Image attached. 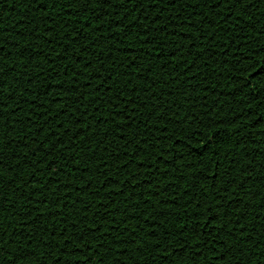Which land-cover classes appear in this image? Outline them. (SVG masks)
I'll return each instance as SVG.
<instances>
[{
  "label": "snow or ice",
  "instance_id": "1",
  "mask_svg": "<svg viewBox=\"0 0 264 264\" xmlns=\"http://www.w3.org/2000/svg\"><path fill=\"white\" fill-rule=\"evenodd\" d=\"M22 2L31 6L34 11L43 13L41 19L44 21V25L43 31H40L39 28L29 30L31 41L26 43L23 48H21L19 40L9 45V47L17 50L15 59L11 64L9 63V57H12L13 53L6 47V41L3 36H0V49L4 50L0 52V264H49V261H51V264H61L62 261L63 264H93L94 259L95 264H106L111 256H115L113 264H128L127 261L120 260L121 255H127L126 248L117 245V249L114 251L113 244L116 241H119L123 245H136L135 251L140 255L141 259L132 260L131 264H156L154 254L161 250H163L164 254H172L169 253L168 248L169 238L172 236L181 237L184 231H188V228L182 224L181 232H169L167 236L162 235L159 239H153L150 246L147 245V242L137 245L138 237L136 236L135 228L131 229L130 235L125 238L124 233L129 232V220L137 219V217L128 216L125 209V215L121 216L120 219V224L124 226L123 229H121L120 224H117L115 219H108L109 216L119 212V209H113L116 201L112 197L115 194L123 195L124 189L120 187L113 189L110 187L111 184L117 181L115 177L109 176L111 169L109 168L108 161L103 158H101V163L97 165V171L104 177V180L101 181V186L94 191V194L98 197V206L93 213V220L87 224L85 223L88 219L87 213L91 204H84V201L78 198L76 201H73V204L83 205L79 209V213H83V215L80 216L78 221H72L70 224V218L64 215V207L67 206L69 189L79 191L80 189L87 190L92 188L91 181L87 185L82 184L78 187H73L72 185L74 179L83 180L84 178V169L78 167L80 150L77 148L76 142L79 141L81 145H90L91 139L100 136V139L97 141V147L90 150L92 153H96L100 149V146L103 145V150L107 151L112 143L110 141L107 145L104 144L108 139V129L104 130L103 135H101L99 130L93 132L92 126L86 120H81L80 117H77L73 124L65 127V122L61 121L60 117L62 115L69 116L68 109L71 107V104H65L63 97L59 96L58 93L51 96L52 102L61 105L56 112H53L51 107H45L44 101L40 100L37 102L38 97L35 89L31 91V100L26 97L29 95L32 85L36 84V81L40 80L41 77H44L49 83L45 84L48 92H41L40 95L46 96L52 92V85L50 83L52 79L51 73L55 72L56 68L59 67L52 53H56L57 47L61 48L64 53L63 56L60 53H56V57H59L62 61L72 60L73 64L82 63L81 67L72 68L70 73L67 71L69 65L65 64L63 66L65 69L64 74L70 77L71 83L67 85L66 89H60V91H63L65 95L74 90L79 92L80 88H92L93 80L99 81L96 87L92 89L97 95L92 97L91 103L95 104V111L97 113L100 112L101 107L106 108L107 105L112 106V111L108 113L107 117L93 116L92 119L100 121L101 124H108L110 117L112 125L119 129V139L123 140L125 145L124 152L118 154L116 159L111 162L112 168H115L117 174L127 171V183L129 185L132 184V181L142 184L143 181L139 180L138 176L131 171L132 161L127 155V145L131 143L136 144V148L133 151L137 156L143 152L144 146L150 148L156 147L157 141L155 140L149 145L150 136L148 133L151 131L152 117H156L158 121L164 122L162 129L163 132H167L168 123L172 122L169 117L172 105L166 102L165 97L171 93H164L160 97H156L153 91L156 84L159 83L161 88L164 85V81L159 78L152 83L145 81L138 89L136 85L132 84L131 77L134 73L126 68L122 75L129 77L126 83L131 85V90L126 95V98L121 99V92L117 91L103 105L96 103L99 99L100 90L105 88L108 85V81L113 80L114 77V74L109 72L106 77L101 78L98 74L99 68L96 69L95 73L91 70L93 64H99L100 68L104 67L102 43H108L109 40L120 43L112 34V27L114 26L122 31L127 29L128 32L131 31V27L139 29V38L157 46L155 56L162 61V68H167L170 65V58L179 56L180 59L177 61L178 66L177 64L171 65L172 71H165L164 75L172 78L171 83L173 85L177 83L180 77H184L183 83L191 86L192 80L198 79L200 75V73L192 72V69L196 67L197 60L211 59L214 55H218L220 51L226 53L229 50L226 45L229 43L235 45L237 40L242 41L239 47H244V44L247 43V38L246 36L239 35V33L245 32L242 16L251 18V9L261 12L258 5L264 4V0H22ZM76 5L79 7H74ZM57 8L60 11L55 16L50 17V9L55 10ZM97 8L101 9V11L97 12ZM106 8L112 9V12L115 13L109 21L107 29L101 26L104 15H111L103 11ZM205 10H208L210 14L206 15ZM185 12L186 14H184ZM82 13H88L96 21L94 25L92 23L87 24V27L90 29L88 35L83 34L84 25L80 23ZM152 13H156L155 16H152ZM165 13L170 14L165 16ZM133 14L137 15V20L129 21V24L125 25L123 22ZM29 15H31V11H29ZM161 17H164L165 22H161ZM145 21L148 22L147 26H145ZM257 22L259 21L255 20L249 26L254 27ZM75 25H79V28ZM224 25H227V29ZM169 28H171V32H169ZM3 31V29H0V32ZM153 32H155V35H152ZM193 33L196 34L195 38H193ZM221 33L225 36L235 33V39L226 40L221 43L217 41V36ZM260 34L264 35V32ZM174 36L179 37V41H187L188 47L184 48L177 41L169 50L170 57L163 55L164 44L169 42ZM93 40L96 41L93 44V48H101L99 54L95 52L92 54L96 59L89 57V59L82 62L72 59L75 54L73 48L77 52L82 49L83 52L87 53L88 44L84 42H92ZM41 41H43V44L40 43ZM157 41L161 43L157 45ZM212 42L217 44L216 52L212 50ZM205 43H208L209 47L206 48ZM44 45L49 46L47 53L44 51ZM141 47H143V44ZM261 51H264V47L258 49L256 55H260ZM185 55L191 57V61L185 60ZM37 57H41L48 67L41 69V63L37 61ZM107 59L113 60V64L116 62L112 56H108ZM137 59H141V57H134L129 61L130 68H140V65L136 63ZM247 60L250 63L243 64V71L253 79L264 77V64H261L259 60H252L251 54L247 56ZM224 62L227 63L226 60ZM236 62L242 63V60L236 58ZM111 67L112 65H109V68ZM144 71L151 72V67H147ZM85 72H87V76H85ZM173 72H176V76L172 75ZM190 72H192L191 76L188 75ZM135 75L140 77L139 72H135ZM80 77H85L82 82ZM140 78L142 79V77ZM10 82H14L15 87H11ZM63 83V81L57 82L58 85H63ZM116 83L118 85L119 81L117 80ZM39 87L40 85L36 84V88ZM6 88L10 89L7 93L5 92ZM107 91L112 92V87L108 86ZM193 91H195L194 87ZM141 92L144 93L142 97L140 95ZM87 94V92L80 93L79 98L74 101L77 104V110L80 107L85 108V111L82 113V116L85 118L90 115L87 111L89 106L80 105L79 100L83 99V96ZM10 97L11 99H9ZM156 99H159L161 103L157 104L155 102ZM149 101H152L151 107L148 105ZM25 103L29 105L30 109L35 107L36 113L39 114L40 127L37 129L36 125L32 123L31 116L25 114L27 123L24 124V136L21 137L23 143H18L11 133L16 131L15 124L24 123L25 118H17L16 113L17 111L24 112L23 104ZM9 104H14L15 107L9 109ZM121 104L124 105L123 108ZM165 107H167L168 111H161ZM144 108L148 109L146 115L141 111ZM138 112L142 119L138 120L136 118ZM204 115H207V111L204 112ZM7 116L13 117L15 123H8L5 119ZM257 119L264 120V117H258ZM180 122H187V114L185 117L180 118ZM53 124L57 126L54 129L51 128ZM78 124L82 125L83 128L76 127ZM134 124L137 125L136 132L132 139H129L127 129L132 128ZM140 127H143L145 131L141 132ZM46 128L51 130L46 132ZM73 128H75V131H73ZM85 130L87 131V136L85 135ZM156 130L160 131L161 128L157 127ZM37 131L43 134L42 138L37 139ZM219 131L220 129L217 127L216 132L218 133ZM234 134L238 135V133H235V130ZM202 135L198 130L193 131L186 138L178 137L177 140H173V144L178 148L187 147V154L192 156V144L181 145L179 140L186 139L191 141L193 137ZM165 139H172V137L167 136ZM28 140H31L36 147L31 148L27 143ZM211 142L212 137L210 135L203 143H200L199 140H196L195 143L200 149L213 151L211 149ZM45 146H47L46 150ZM15 148H27L28 152L21 159ZM39 153H43V155H40L35 160L31 159L37 157ZM109 155H112V153H109ZM199 155L202 156L203 153L201 152ZM89 158L96 159L95 155ZM195 158L193 157V159ZM224 158L226 159L227 157ZM158 159L162 160L163 156L161 155ZM10 161L13 163H10ZM153 163L155 162L153 161ZM221 163V160H212L213 169L210 170L211 175L217 177L218 180L222 179ZM21 165L32 167V172L27 173V178L21 175V173L26 172V168ZM250 165L251 162L249 165L244 166L241 170L242 174L255 170ZM143 166L144 161H141L139 167ZM238 166V160L230 161L229 167L231 171H235ZM85 169H87V165H85ZM38 172L42 173V180L36 179ZM77 172L81 173L78 177L75 175ZM224 175H230V171L224 170ZM61 176L66 177L63 184L61 183ZM246 179L247 176H245ZM245 180H241V186ZM235 183V178H232L229 183L222 185L216 193H213L212 203L208 207H205L207 200H203V198V202L196 201L194 196L189 198L191 202L198 204V207L203 209L207 214V219L202 223L197 221L191 225L193 239L201 235L202 229H210L203 231L204 239L196 240V251L192 253L193 257H197L198 254L199 256H204L206 251L212 253L211 257H205V264H210V262L211 264H221V262L223 264H264V248L261 247V244H264V240L254 243V248L260 250L259 255H256L252 248H247L246 251L247 245L253 244L254 241V235L253 232L249 231V225L241 223V219H247V211L241 212V215L237 217L234 223L231 220L223 222L220 214L213 212V208H224V204L217 203L218 200L222 199L226 203H230L228 196H220L219 193L229 192V187L235 185ZM29 185H32V187L30 188ZM212 187L214 185H209V188ZM58 189L63 195H55ZM105 191L107 195L100 197V193ZM44 192L51 193L54 196L51 204H49L48 199L43 195ZM229 195L235 196V188L229 192ZM244 195H251L254 198L255 196H259L260 192L246 191ZM9 197H15V199L10 200ZM132 199L136 198L133 196ZM18 202L19 207L17 206ZM188 202H185V206ZM124 203L127 206V198H125ZM241 203H245V201L241 199L234 207L239 208ZM42 205L47 207L48 213L41 212ZM232 214V212L226 209L223 216L228 217ZM157 215L160 216L161 220L164 219L163 210L157 213ZM10 216L17 217L16 223L19 224V228H15L12 231H9V229L13 228L11 221L7 224L5 223ZM55 217H59L60 220H54ZM143 219L148 220V216L145 215ZM253 219L260 220V216L257 214ZM47 221H53L57 224L63 223V228H53L50 233V237L54 238L56 231L59 230L62 233L60 243L55 242L54 239H49L47 243L43 239L37 242L32 236L24 234V229L43 225ZM157 227H159V223L153 217L152 222L148 225V230L145 231L141 226L140 231L144 232L145 236L155 237ZM261 227L264 228V222L261 223ZM35 231L39 233L47 231V228L36 227ZM14 233L16 234L14 235ZM213 233H216V235H213ZM255 235L258 236L259 233H255ZM225 237L231 240L232 243H226ZM72 240L76 242L77 249L84 250L81 254L82 260L80 258L74 261L64 260V256H76V249L71 248ZM218 243L220 248L223 249L222 252L216 251ZM11 246L21 247V251L13 254ZM181 246L185 251L188 250L187 238L181 241ZM37 248L46 249L48 256L45 259L37 258L29 260V257L37 256ZM60 249H63L62 255L53 257V253L60 251ZM233 253L236 254L237 258L234 259V262H229L228 258ZM41 256H43V252H41ZM246 256L252 258L246 259ZM161 259H164L163 255ZM194 264H199L198 258L194 261Z\"/></svg>",
  "mask_w": 264,
  "mask_h": 264
},
{
  "label": "trees",
  "instance_id": "2",
  "mask_svg": "<svg viewBox=\"0 0 264 264\" xmlns=\"http://www.w3.org/2000/svg\"><path fill=\"white\" fill-rule=\"evenodd\" d=\"M74 7H79L78 5ZM261 9V12H257L255 9H251V18L248 16H242L243 26L245 32L239 33L240 36H246L247 43L244 44V47L241 48L239 45L242 43L241 40H237L235 45L227 44L226 47L229 49L226 53L220 51L218 55H214L211 59L205 58L204 60H197L196 67L192 69V72L200 73L198 79H193L191 86L185 85L183 83L184 77H180L175 85L171 83V77L165 76V71H172L171 65L177 64L180 57L170 58V65L167 68H162V61L155 56L157 50L156 45L149 44L147 41H143L139 38L138 33L139 29L136 27H131V31L128 32L127 29L121 30L116 27H112V34L116 37V43L109 40L108 43H102L101 48H103V58H104V67L100 68L99 64L92 65V71L95 73L96 69H100L99 76L101 78L106 77L109 72L114 74L113 80L108 81V85L105 88L100 90L99 99L96 103L103 105L110 96H114L117 91L121 92V99H125L126 95L131 90V85H128L126 82L129 79L128 76L122 75V73L127 68L130 72H133L132 75V84L136 85L139 89L141 84L145 81L152 83L157 78L164 81L163 88L159 83L156 84L155 92L156 97H160L164 93H171L165 97L167 103L172 105L171 112L169 117L171 123H168L167 132H163L162 124L164 122L158 121L156 117H152V125L150 126L151 131L148 133L150 136L149 145L152 141H157L155 148H150L144 146L143 152L139 156L133 151L136 148L135 143L127 145V155L131 158L132 168L131 171L135 173L139 180L143 181L142 184H137V181H132V184L127 183V171L117 174L115 168H112L111 162L116 159V156L124 152V141L119 139L120 132L119 129L112 125V120L109 117L108 124H101L98 120H93V116L107 117L108 113L112 111V106L107 105L101 107L99 113L95 111V104H92V97L97 94L92 90L96 87V84L99 83L98 80L92 81V88L85 89L80 88L79 92L73 91L64 94L60 89H66L67 85L71 83L69 76L65 75L64 65L68 64L69 67L67 71L70 73L72 68H79L82 66V63L73 64L72 60L62 61L59 57H56V53H60L61 56L64 55L61 48H56V53H52V56L56 58V64L59 66L56 68L55 72L51 73L52 79L50 81L52 85V92L48 95H40L41 92H48L45 84L49 81L45 80L44 77H41L40 80L36 81V84L40 85L39 88H36V84L32 85L29 95L26 97L31 100V91L35 89L38 101L40 100L45 102V107H51L53 112H56L60 108L59 103L51 101V96L54 94H59L63 97V102L65 104H71V107L68 109L69 116H61L60 120L65 122V127L69 124H73L77 117H80L81 120H86L92 126V131H100L101 135L104 134V130L108 129L107 137L108 139L104 142L107 145L110 141L111 146L108 147L107 151L103 150V145L100 146V149L96 153L91 152V148L97 147V141L100 139V136H96L94 139H91V144L81 145L77 141V148L80 150V156L78 159V167L84 169L83 180L74 179L72 181L73 187H78L79 185H87L91 181V189H80L79 191H68V201L67 206L64 207L65 217H69V223L72 221H78L80 216L83 213H79V209L83 207L80 204H73V201H76L78 198L84 201V204H91L88 213L87 221L89 223L93 220V213L96 211L98 206V197L94 194L96 188L101 186V181L104 180V177L100 175L97 171V165L101 163V158L108 161L109 176H113L116 179V183L110 185L111 188H123L124 194H115L112 198L116 201L113 205V209H119V212L114 213L108 217L109 220L115 219L117 224H120L121 216L126 214L128 216H136L137 219H130L128 222L129 232H125L124 236L127 238L130 235L131 229H136L137 245L142 242H147V245H151L153 239H159L162 235L167 236L169 232H181V225H185L188 228V231H184L181 237L172 236L169 238V253L164 254L163 250L156 252L154 258L156 264H194V261L198 258L199 264H205V257H211L212 253L205 252L204 256L193 257V251H196L195 245L197 239H204L203 231L210 229H202L201 235L192 238L191 235V225L197 221L203 222L207 219V214L203 209L198 207V204L193 203L189 200L190 197H195V200L198 202H203L207 200L205 207H208L212 203V195L216 193L218 189L229 183L232 178H235V185L229 187V192L235 188V196H230L229 192H221L220 196H228L230 203H226L224 200H218L217 203L224 204V208H213V212H218L222 217L223 222L231 220L233 223L236 221L237 217L241 215V212L247 211V219H241V223L249 225V231L253 232L254 241L253 244H249L246 247L252 248L256 255L260 254L259 249L254 248V243L264 240V228L261 227V223L264 222V120H258V117H264V77H256L253 79L246 72L243 71V64L250 63L247 60V56L251 54L252 60H259L261 64H264V51L260 52V55H256L258 49L264 47V35H261V32H264V4L258 5ZM31 11V15H29ZM60 9L55 10L50 9V17L55 16ZM97 12H100L101 9L97 8ZM103 11L110 13L111 15H104L103 20L101 21V26L105 29L109 27V21L115 15L112 12V9H104ZM119 11V9H117ZM156 13H152V16H155ZM170 13H165V16ZM186 14V12L184 13ZM205 14L209 15V11L205 10ZM43 15L42 12L34 11L31 6L22 2V0H0V29H3V32H0V36H3L6 41V47L8 50L12 51L13 56L9 57V63L15 59L16 49L9 47L12 43H15L17 40L20 41L21 48L24 47L26 43L31 41V36L29 35V30L34 28H39L40 31H43L44 21L41 19ZM123 15V13H122ZM87 18V19H86ZM75 19V17H73ZM198 19V18H197ZM137 15L133 14L129 16L127 20L123 23L125 25L129 24V21H136ZM255 20L259 22L255 23L254 27L249 25L253 24ZM161 22L164 21V17H161ZM80 23L84 25L83 34L88 35L90 29L87 27L88 23L93 25L96 21L89 16L88 13H82L80 16ZM147 26V21L144 22ZM231 23V22H229ZM79 28V25H75ZM227 29V25H224ZM185 31V30H182ZM171 32V28H169ZM155 35V32L152 33ZM195 38V33L192 34ZM235 33H230L225 36L223 33L217 36V41L223 43L226 40L235 39ZM47 38V37H45ZM179 41V37H172L171 40L164 44V53L163 55L170 57L169 50L174 46V44ZM184 48L188 47L187 41H179ZM43 44V41L40 42ZM84 43L88 44L87 53L83 52L81 49L79 52L73 48L75 53L72 57L76 61H84L91 57L96 59L93 56V52L99 54L101 48H93V44L96 43L95 40L92 42L85 41ZM161 42L157 41V45ZM143 44V47L141 45ZM130 46V47H126ZM47 45H44L45 53L48 52ZM205 47H209L208 43H205ZM212 50L216 52L217 44L212 42ZM4 51L0 49V52ZM108 56H112L115 59V64L113 60L107 59ZM134 57H141L137 59L136 63L140 65L139 69H132L129 67V61ZM235 57V58H234ZM236 58H240L242 63H237ZM185 60L191 61V57L185 55ZM227 61L225 63L224 61ZM37 61L41 63V69L47 68L48 65L43 62L41 57H37ZM109 65H112L109 68ZM178 66V64H177ZM147 67H151V72L144 71ZM135 72L140 73V77L135 75ZM192 72L188 73L189 76L192 75ZM173 76H176V72L172 73ZM87 76V72H85ZM85 77H80L81 82ZM119 81L117 85L116 81ZM58 81H63V85H58ZM11 87H15L14 82H10ZM111 86L113 91L108 92L107 87ZM193 87L195 91H193ZM10 89L6 88L5 92L7 93ZM87 92V95L83 96V99L79 100L80 105L89 106L87 111L90 115L85 118L82 116V113L85 111L84 107H80L77 110V104L74 103L79 98L80 93ZM183 93V94H182ZM141 97L144 95L143 92L140 93ZM11 99V97L9 98ZM157 104L161 103L159 99L155 101ZM139 103V101H137ZM149 107L152 105V101L148 102ZM15 107L14 104H9V109ZM123 108L124 105L121 104ZM24 112L17 111L16 116L24 117V123L15 124L16 131L11 133L18 143H23L21 137L24 136V124L27 123V116H31L32 123L36 125L37 129L40 127L38 116L36 113L35 107L32 109L29 108L27 103L23 104ZM141 111L146 115L148 112L147 108L141 109ZM161 111H168L167 107L162 108ZM207 111V115H204V112ZM36 113V114H34ZM178 114V115H177ZM187 114V122L181 123L180 118L185 117ZM136 118L142 119L139 112L136 114ZM6 121L8 123H15V120L11 116H7ZM54 119V117H53ZM56 124L51 126L52 129L56 128ZM76 127L83 128L82 125L78 124ZM123 127V125H121ZM160 127L161 130L157 131L156 128ZM219 127L220 131L217 133L216 128ZM137 125H133L132 128L127 129V136L129 139L135 135ZM51 129L46 128L45 131ZM199 131L203 135L193 137L191 141L186 139L179 140L181 145L192 144L193 153L192 156L187 154V147H177L173 144V140H177L178 137H188L193 131ZM234 130L235 133L234 134ZM75 131V128H73ZM140 131L144 132L145 129L140 127ZM85 135L87 136V131L85 130ZM211 135V149L213 151H205L196 146V140H199L200 143H203L204 140H207ZM37 139L42 138L43 134L37 131ZM171 136L172 139H165V137ZM27 143L31 148H35L36 145L32 143L31 140H28ZM45 146V150H46ZM15 151L19 153L21 159H23L24 154L28 152L27 148H15ZM139 151V149H137ZM203 155H199L200 153ZM112 153V155H109ZM218 153V155H217ZM43 153H39L37 157L31 158L35 160L39 158ZM95 155L96 159H90V156ZM163 156V159H158V157ZM193 157H196L193 159ZM211 157V159H210ZM224 157H227L226 159ZM212 160H221V176L222 179H217V177L211 175L213 169ZM231 160H238L239 166L235 171H231L229 165ZM141 161H144V166L139 167ZM153 161L155 163H153ZM202 161V162H201ZM123 162V161H121ZM251 162V167L254 168V171L244 172L242 174V169L244 166L249 165ZM10 163H13L10 161ZM87 165V169H85ZM150 165V167H149ZM194 165V166H193ZM26 168V172L21 173L22 177L27 178V173L32 172V167L27 165H21ZM42 167V166H41ZM159 169V171H157ZM224 170H229L230 175H224ZM55 171V169H53ZM81 173L77 172L75 175L78 177ZM245 176L247 179L245 180ZM37 180H42L43 175L41 172L36 174ZM61 183L63 184L66 177L61 176ZM241 180H245L244 184L241 186ZM209 185H214V187L209 188ZM31 188L32 185H29ZM202 190V191H201ZM246 191L250 192H260L259 196L254 198L251 195H244ZM43 195L48 199L49 204H51L54 196L51 193L44 192ZM56 196L63 195L58 189L55 193ZM107 192L100 193V197L106 196ZM136 199H132V197ZM125 198H127V206L124 203ZM203 198V200H202ZM10 200L15 199V197H9ZM245 201L241 203L239 208H235L234 205L240 200ZM189 201L185 206V202ZM251 205V207H249ZM18 207L19 202H18ZM31 207V205H29ZM232 212L233 214L224 217L223 213L225 210ZM161 210L164 213V219L161 220L160 216L157 215ZM41 212L48 213L46 206H41ZM79 213V214H78ZM260 216V220H254L255 215ZM35 215V213H33ZM50 215V213H49ZM147 215L148 220H144L143 217ZM153 217L159 223V227L156 229L155 237L145 236L144 232L140 231L142 226L145 231L148 230V225L152 222ZM54 220L59 221V217H55ZM11 221L13 228L9 229L12 231L15 228H19V224L16 223L17 217L10 216L8 220L5 221L7 224ZM251 222V224H249ZM231 226V225H229ZM254 226V227H253ZM36 227L47 228V231H41L37 233L35 231ZM63 223H54L53 221H47L43 225L34 226L32 228L24 229L25 235H30L39 242L41 239L45 243L49 239H54L55 242H61L62 233L57 230L56 236L54 238L50 237V233L53 228H63ZM83 227V225H81ZM121 229H123V224H120ZM259 233V235H255ZM16 233H14L15 235ZM115 235V233H113ZM216 235V233H213ZM187 238V247L188 250L185 251L181 246V241ZM225 242L230 244L232 243L227 237H225ZM119 247H124L127 249V255H121V261H127L128 264H131L132 260L141 259L140 255L135 251L136 245L120 244L119 241H116L113 244L114 251ZM261 247L264 248V244H261ZM71 248L76 249V256H64V260H76L80 258L82 260L83 249H77L76 242L71 241ZM13 254L21 251V247L11 246ZM217 252H222L223 249L220 248L219 243L216 247ZM43 252V256H41ZM63 249H60L58 252L53 253V257L56 255H62ZM86 254V253H85ZM94 255V253H93ZM164 256V259H161V256ZM48 256V251L46 249L37 248V256L29 257V260H35L37 258L45 259ZM131 258V259H129ZM237 258L236 254L233 253L232 256H229V262H234V259ZM246 259H251L252 257H245ZM115 256H111L109 261L106 264H113ZM51 264V261H49ZM63 264V261L61 262ZM95 264V259L93 260ZM211 264V262H210ZM223 264V262H221Z\"/></svg>",
  "mask_w": 264,
  "mask_h": 264
}]
</instances>
